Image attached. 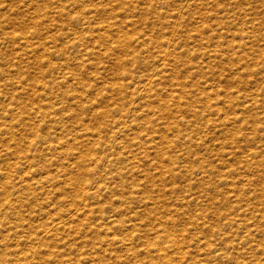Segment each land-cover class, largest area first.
Returning <instances> with one entry per match:
<instances>
[{"label":"rangeland","instance_id":"obj_1","mask_svg":"<svg viewBox=\"0 0 264 264\" xmlns=\"http://www.w3.org/2000/svg\"><path fill=\"white\" fill-rule=\"evenodd\" d=\"M183 3L189 7L185 8ZM181 9L183 16L176 20L173 15ZM76 11L81 12L77 20L74 18ZM172 26L175 31H171ZM164 39L175 44L176 48L169 49L167 63L159 68L160 61L156 57L165 49L161 44ZM19 42L23 44L19 45ZM159 75L161 76L158 77ZM136 76L158 77L156 80L159 81L148 89V99L141 102L143 112L151 115V122L141 120L136 130L140 129L142 132L139 130L137 134L144 133L147 130L145 126H150L155 132L150 130L149 135L154 141L160 142L158 136L163 132L175 144L166 154L178 159H174L172 164L166 163L168 160L163 162L164 165L166 163L172 168L175 167L174 172L178 175L174 179L173 174L153 159V152L149 153L145 161L133 167H144L149 172H153L154 168L153 177L150 174L147 176L137 173L138 180L148 183L146 189L150 192L149 195L160 199L155 207L157 214L151 215V221L154 218L155 221L152 222L156 223V217L161 213L175 214L172 215L175 217V227L184 228L188 233L187 238L182 240L183 246L188 245L190 254L187 264L206 257L203 254L206 252L205 244H198L197 240L199 238L202 241L201 237L205 233L208 237L210 227L214 231L229 227L241 235L244 229L238 230L229 223L240 217L238 214L244 209L250 214L246 213V218L241 216L236 223H252V228L259 230L251 231L252 235H255V239L263 240L264 245V0H0V152L8 154L0 156V167L13 169L16 164L13 150L17 146L22 150L19 154L30 155L44 147L45 144H36L34 147L31 145V149L26 142L35 136L34 126L37 127L40 123L37 120L42 115L38 107L45 104L53 106L50 115L65 125L64 130L77 127V118L82 116L89 124L97 122L101 127L100 134L105 136L112 121L119 116L117 110L121 102L124 107L127 106V91L132 88ZM176 80L179 84H176ZM117 84H120V88ZM179 95H182L181 99ZM203 97L210 102L209 110L214 106V111H210L211 127L205 128V125L199 126L194 122L185 127L181 121L173 131L174 121L180 119L178 113L197 105ZM159 98L164 101L162 109L158 108ZM187 103L190 106L187 107ZM80 104L82 109L78 110ZM178 104L180 109L177 108ZM103 111L106 113L99 116ZM140 111L139 107L134 109L135 114ZM5 121L6 123H2ZM9 121L11 126L7 124ZM167 122L170 128L166 127ZM243 123L246 124L245 128L241 126ZM253 126L258 128H252ZM7 127L8 131L5 130ZM39 127L41 126L38 125L37 128ZM177 128L192 130V135H199L202 138L200 141L204 143L199 146L182 144V140H177L175 136ZM43 130L42 133L46 129ZM9 131L17 138L15 142ZM72 132H76L78 136L85 135L78 129ZM141 135L146 138L145 134ZM83 138L93 142L97 136L86 135ZM86 142L85 139L80 140L74 147H81ZM149 142L148 140L147 143ZM131 148L139 151L135 147ZM42 151L45 152L44 149ZM49 156L57 164L51 165V170L58 168L64 174L66 166L70 169V174L76 171L72 164L74 156L65 158L47 154ZM25 164L22 160L11 172H20ZM190 166L206 167L207 175H211L208 183L211 187L205 181L198 182L200 174L195 172L191 175L187 169ZM229 172L232 177L228 176ZM51 174L55 175L53 171ZM62 177L63 175L54 176L52 180L57 181L54 188H60L56 189L58 192L52 190L49 196L61 197L63 193H71L72 186L62 183ZM188 182L193 184L187 188ZM197 191L202 192L199 194L200 199L204 198L200 203L188 200L191 203L187 204L183 200L180 204L177 201L180 195L183 197L192 193L193 196H199ZM121 193L125 196L127 192L116 187L114 194L103 199L108 202L112 199L117 205L123 203ZM21 195L24 196L23 193ZM146 196L147 194L144 195L145 199ZM145 199L144 202L149 203ZM224 202L228 204L224 205ZM49 205H43L41 210H36L33 218L24 216L23 219L33 224L44 220L45 215L42 212ZM134 205L139 204H123L121 215L125 214L124 217H127L131 214L130 208ZM28 207L29 205L24 206ZM198 213L200 217L201 213L205 215V218L202 216L193 223L185 220L186 216H196ZM147 216L146 213L141 215L144 220L148 219ZM95 221L97 216L90 224ZM223 221L227 225H222ZM126 229V226H117L118 235L122 236ZM74 230L73 227L71 231H66L70 233L68 237L64 235L66 232L59 234L70 244L66 245L65 241L63 244L58 242L57 247L69 251L72 256L76 255V247L80 245L90 254H94L99 247H106L100 246L94 240L96 234L102 236L100 232L84 230L74 234ZM77 235L78 238L75 237ZM188 239L194 241L190 242ZM141 241L142 238L135 243L139 245ZM197 249H200L199 253ZM108 252L119 255L126 251L120 247H110ZM194 253L198 254L194 256ZM130 257L129 255L126 264H137L136 258H141L145 264V254L132 257L133 259ZM260 257L264 264V254ZM111 262V259L103 261L105 264Z\"/></svg>","mask_w":264,"mask_h":264},{"label":"bare ground","instance_id":"obj_2","mask_svg":"<svg viewBox=\"0 0 264 264\" xmlns=\"http://www.w3.org/2000/svg\"><path fill=\"white\" fill-rule=\"evenodd\" d=\"M183 4L186 5L185 3ZM187 6L188 4L184 7L186 8ZM181 11L173 15L176 20L182 18L183 11L182 12ZM80 13L81 12L76 11V14L74 15L75 20L78 19ZM171 31H175V28L173 26L171 28ZM20 44H23V42H19V45ZM161 44L164 45L162 47H164L165 49L163 50V53L161 55L156 57V59L160 61L158 65L159 68H162L167 63L168 56L170 54L169 49L176 48L175 44L165 39L162 40ZM24 45H27V43H25ZM45 49L47 50V48ZM160 76L161 75H159L158 77ZM158 77L154 78L152 76H148V77L136 76L134 78L132 88L127 91V98H128L127 102H125L124 100L127 106L124 107V104H122V102L121 105L119 104L120 106L118 110L116 109L118 111L117 115L119 116L112 121L111 128L108 129L107 131L108 133H106L105 136H102L100 134L101 127L98 126L97 122H95L94 124H89V122L84 121L85 118L82 116L77 118L79 119L78 122L76 123L78 125L77 127L71 128L70 130H64L65 125L60 121H56L50 115L51 110H53V106L51 104H45L38 107L39 112H41L42 115L37 121L40 122L38 125L41 126L42 129L41 127L37 128L38 125L37 127L34 126V129H36L33 131L35 136L33 135L34 137L31 139L27 138L28 140L26 143H28V147L30 146L31 149L32 146L34 147V145L36 144H45L44 147H40L39 150L35 149L36 154L31 153L30 155L26 153L19 154L22 150H19L18 148L20 147L17 146L14 148L15 150H13L16 154V161H15L16 164L14 163L15 166L13 167V169L10 170L9 168L11 167L7 169L5 167L4 168L0 167V179H1L0 181V264H88V263L91 264V262H93L94 264H105L103 263V261L108 259H111L113 261L110 264H126L129 255L131 256L130 258L132 257L135 258L140 254H143V256L145 254V258H146L145 264L146 263L147 264H187L186 263L187 257L188 255L190 256V254L189 251L187 250L188 245L183 246L182 240L187 238L188 233L187 230H185L184 228L175 227V223H174L175 217H173L175 214L173 215L167 212L168 215L167 214L163 215L164 213H161V215L158 214L156 217V219L158 220V221L156 220L158 222V223L156 222L157 224L155 222H152L154 218H152L153 220L151 221V215L153 213L157 214L155 211V207L156 205L158 206L157 201L160 199H158V197H152L151 195H149L150 192L148 191V189H146L148 183H146V181L145 183H142V181H140L141 179L138 180L137 173H139V175L140 173H143V175L150 174V176L153 177L154 176L153 163H151L153 172L151 171L149 172V170L144 167L142 169L141 168L133 169L135 164H139L145 161L148 158L149 153L153 152L154 154L153 157L155 158L153 157L152 158L156 159L162 168H165L166 171L173 174V179L176 177V175H178L174 172L175 167L172 168L168 166V164H166V163L172 164L174 159L178 160L177 158L173 159L171 155L166 154V151L171 146L173 145L175 146L173 142L174 140L169 139V137H167L166 134L164 135V133L161 132L162 134L160 135L158 134L159 135L158 137H160L161 141L160 140H159L160 142H158V140L154 141V139L151 137V135H149V133L150 130L151 132H155V131H153L152 128H150V126H145L147 130L146 131L144 130L145 132L141 133V134H145L146 137L145 139L143 135L137 134L140 129L136 130L141 120H145L146 122H151V115L148 112H143L141 102L143 100L148 99L149 97L147 95L148 89L159 82L156 80V78ZM176 84H179L177 80H176ZM119 85L117 84V87L120 88ZM127 88L129 87L127 86ZM164 94H167V92H164ZM181 98L182 95H179V99ZM158 100H159L158 108L162 109V106H164V101L161 98H159ZM188 106H190V103H187V107ZM136 107L141 108V111L137 114L134 113V109ZM209 107H210V102L204 98L202 99L201 102L197 103V105L194 104L191 108L185 109L181 114L178 113L180 119L174 121L172 130L175 131V126H177L178 123L181 121L184 122L185 127L189 126L191 122H194L195 124L198 123L199 126L205 125V128H210L212 123V119L210 117L211 116L210 111H214L212 110L214 106H212L211 110H209L210 109ZM177 108L180 109V104H178ZM81 109H82V104H80L78 110ZM105 111L100 112L98 115L101 116L102 113L105 114L107 112ZM167 114H169L168 111ZM2 123H6V121ZM7 124L9 126L12 125L10 121ZM165 125L166 127L170 128V124L168 122ZM244 125L246 124L243 123L241 126ZM160 127L162 128V125ZM254 127L255 126H253L252 128ZM43 128L46 130L45 132L42 133V131H44ZM8 129L9 127L5 128V130L7 131ZM29 129L32 130L31 128ZM39 129H41L42 131H39ZM74 129L80 130L85 135L78 136L76 132H72L74 131ZM9 135L12 137V139L15 142L17 138L13 137L12 131H9ZM66 135L68 136L65 137ZM86 135H92V136L95 135L97 136V138L93 142H90L86 138L82 139V137ZM132 135L133 137H131ZM175 136L177 140H182L181 142L182 144L199 146L204 143L200 141L202 140V138L199 137V135L194 137L192 135V130H187L186 128L182 130L180 128H177L175 132ZM242 137L244 136L242 135ZM84 139L87 140V142L83 143V145L81 146L83 148L74 147L76 142ZM132 139L134 140L131 141ZM148 140L150 141L149 143H147ZM25 146L27 147V145ZM131 147H135L139 149V151H133L134 149H132ZM74 148H76V150H74ZM43 149L45 150V152L42 151ZM28 152H33V151H28ZM3 154H4L3 152L2 153L0 152V156H3ZM47 154L49 155L55 154V156L57 157H65V158H68V156L70 157L74 156L72 164L73 166L76 167V171L73 174H70V169L66 168V166H65L66 172H64V174H61L60 169L58 168H53L51 170L50 166L51 165L56 166L57 164L53 162V159L50 156L47 157ZM246 154L249 155L248 152ZM22 160H24L26 164L21 169V171L11 172L17 168L18 163H21ZM164 160H168L169 162H166L164 165L163 164ZM90 164L92 165L91 167L89 166ZM210 167L212 166L210 165ZM160 169L158 170L160 171ZM187 169L189 170V173L191 175L192 173L198 172V174H200L198 182L205 181L208 187H211L208 184L210 182L209 177L211 175H207L208 169L206 167L197 166L193 168L192 166H190V168ZM51 171H53L54 174L57 176L63 175V177L61 178L62 183H64L65 185L72 186L71 193L69 195L67 194L64 195L63 193L61 194V197H58L59 195L58 196L54 195L52 197L49 196L52 190H56L60 188V186H57L56 189L54 188V186L57 185V181L52 180L55 175L51 174ZM228 176H230V172ZM197 177L198 176H196V178ZM125 179H128V181H126ZM225 180L226 179H224V182ZM192 182L191 183L188 182L189 184L186 183L188 184L187 188L188 186L191 187V184L197 181H194L193 183ZM116 187H119L121 190L125 189V191L127 192L125 196L122 193L120 194L123 203L117 205L113 203L112 199L109 202L106 201V199H103L104 197H109L110 195L114 194V188ZM203 190L201 189V191ZM198 191L196 193L197 195L202 193V192L198 193ZM20 192L23 193L24 196H22ZM246 192L247 190L245 191V193ZM145 194H147L146 199L144 197ZM177 198L175 197V199H177V201L180 202V204H182L181 202L183 200L184 203L185 201L186 203L189 202L188 200L200 203L202 199H204V198L200 199V195L193 196L192 193L186 196L184 195L183 197H181L180 195V198L179 197ZM66 199H68V201ZM102 199L103 201H101ZM144 199L149 203H145ZM32 201L33 203H31ZM126 202L128 203L137 202L139 205L132 206L130 208L131 214H129L127 217H124L125 214L121 215L120 212L122 205L125 204ZM174 203L176 204V201ZM225 204L228 203L224 202V205ZM25 205L26 206L29 205V207L24 208ZM43 205H49L48 209L46 210L43 209L44 211L42 213L45 215L44 220L35 223L36 224L35 225L31 221L23 219L24 216L34 217L35 216L34 212L36 210H41L43 208ZM217 205L219 206V204ZM174 207L176 208L177 206ZM239 207L241 206L239 205ZM237 208L238 206L236 207V209ZM250 208L247 209L252 210V207ZM229 212H231L230 208H229ZM248 212L249 211H246L244 209V211L242 212L240 211L238 215H241L243 218H246L245 216L246 213ZM143 213H146L148 215L147 220H144V218L141 217ZM93 214L97 216V221H95L93 224H90V221L93 218H95ZM195 215L196 216L193 215L186 216L185 220L188 223H193V221H198L203 216L202 213H201V217H200V213ZM240 217L232 219V221L229 224L234 225L235 228H237L238 230L244 229L241 235H238L239 233L237 230L233 231L231 230L232 228L230 229L229 227L226 230L221 229L222 227L219 230L216 228L217 231L216 230L214 231L210 227V231H209L210 233L208 237H207L208 234L206 235L205 233L206 236L204 235L203 237H201V240L203 239L202 241H200L199 238L198 240L197 238L194 239L197 240L198 244L199 242L205 244L206 252H204L203 254L206 257L195 259L194 260L195 263L191 261V264L193 263L194 264H262L261 260L263 258L260 257V255L264 254V245L262 243L263 240L261 239L262 241H260L257 238L255 239L254 238L255 235L253 236L251 232V231L254 232L259 230L257 228H252V226H254L252 223H250V225L252 224L251 226L248 225L249 223L248 224L243 222L236 223V221ZM203 218H205V215L203 216ZM242 220H246V219H242ZM224 224L226 223H224L223 221L222 225ZM25 225L26 227H24ZM34 226L36 228H34ZM117 226L127 227V229L122 234V236L118 235ZM73 227L75 229L73 233L76 232L74 234H77L80 231L83 232L84 230L100 232L102 236L96 234L94 240L100 246L106 245V247L105 248L99 247L97 251L93 252L94 254H90V252H86L84 249H82L83 245H80V247L79 246L76 247L77 252L75 253L76 255L73 256L69 251L67 252L57 247L58 242L63 244L64 241L65 242L68 241L67 239L64 240V237L62 238L61 236H59V234H62L66 231H71ZM205 231H207V229ZM69 234L68 232H66L64 235L65 237H68ZM195 234L194 237L198 233L196 235ZM75 237L78 238V235ZM141 238H142L141 243L137 245L135 241ZM58 239H60V241H57ZM192 240L193 239H191V241ZM67 243L68 242H66V245ZM85 243L86 240H84V244ZM110 247H120L123 248L126 252H123L122 254L119 255L118 254L115 255L113 252H108ZM199 252L200 249L198 250V253ZM197 254L194 253V256ZM191 256L193 257V252ZM136 262L137 264H144V261H142L141 258L140 259L136 258Z\"/></svg>","mask_w":264,"mask_h":264}]
</instances>
